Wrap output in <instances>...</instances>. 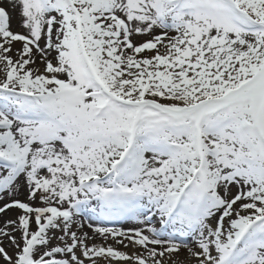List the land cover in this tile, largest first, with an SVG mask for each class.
Masks as SVG:
<instances>
[{
	"label": "snow or ice",
	"instance_id": "1",
	"mask_svg": "<svg viewBox=\"0 0 264 264\" xmlns=\"http://www.w3.org/2000/svg\"><path fill=\"white\" fill-rule=\"evenodd\" d=\"M0 264H264V0H0Z\"/></svg>",
	"mask_w": 264,
	"mask_h": 264
},
{
	"label": "bare ground",
	"instance_id": "2",
	"mask_svg": "<svg viewBox=\"0 0 264 264\" xmlns=\"http://www.w3.org/2000/svg\"><path fill=\"white\" fill-rule=\"evenodd\" d=\"M12 16H13L12 22L13 23H17L19 18H18V15H17V13L15 11L12 12Z\"/></svg>",
	"mask_w": 264,
	"mask_h": 264
},
{
	"label": "rangeland",
	"instance_id": "3",
	"mask_svg": "<svg viewBox=\"0 0 264 264\" xmlns=\"http://www.w3.org/2000/svg\"><path fill=\"white\" fill-rule=\"evenodd\" d=\"M9 10L12 11L10 5H9ZM12 12H13V11H12ZM12 26H13L14 29H16V28H17V23H13V22H12ZM21 198H22V197H21Z\"/></svg>",
	"mask_w": 264,
	"mask_h": 264
}]
</instances>
